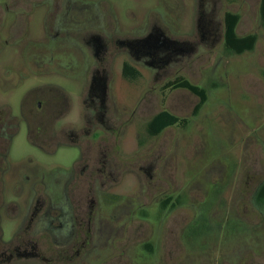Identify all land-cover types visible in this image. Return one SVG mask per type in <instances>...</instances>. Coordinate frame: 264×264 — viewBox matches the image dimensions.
<instances>
[{
    "label": "flooded vegetation",
    "instance_id": "obj_1",
    "mask_svg": "<svg viewBox=\"0 0 264 264\" xmlns=\"http://www.w3.org/2000/svg\"><path fill=\"white\" fill-rule=\"evenodd\" d=\"M126 14L128 21L114 0H0V264H132L135 220L157 232L138 255L156 263L169 255L164 217L179 204L174 195L170 203L160 193L148 207L116 193L131 172L118 156L123 133L132 115L149 112L153 94L142 89L134 108L130 97L122 102L116 68L127 87L144 80L143 70L153 84H173L183 77L167 74L193 63L196 46L153 12L136 26ZM177 27L174 18L170 30ZM225 34L226 24L209 20L202 40ZM205 92V100L191 93L206 104ZM163 111L146 123L151 138L171 128L151 134ZM157 165L140 167L151 182Z\"/></svg>",
    "mask_w": 264,
    "mask_h": 264
},
{
    "label": "rangeland",
    "instance_id": "obj_2",
    "mask_svg": "<svg viewBox=\"0 0 264 264\" xmlns=\"http://www.w3.org/2000/svg\"><path fill=\"white\" fill-rule=\"evenodd\" d=\"M143 1L145 9L130 0H114L123 20L128 21V10L132 12V26L147 11L153 12L176 38L195 44L193 63L185 61L167 76L170 80L183 77L204 88L209 100L202 104L188 90L165 89L166 82L153 84L150 70H143L144 80L128 89L121 80V67L116 68L122 102L125 96L130 97L134 108L142 89L153 93L149 112L132 115L123 133L118 156L129 162L131 172L116 193L128 192L130 199L148 207L156 204L160 193H164L160 201L174 195L179 203L164 217L165 237L172 239L166 249L169 255L157 263L138 255L142 252L139 243L157 237V232L147 221L135 220L128 250L131 262L264 264V201L256 202L255 197L264 183V25L260 0H166L157 6L155 0ZM227 13L239 15L240 37L257 36L252 51L228 52L224 35L217 40H202L206 22L212 20L224 27ZM174 18L179 27L170 30ZM162 110L184 119L185 124L151 138L146 123ZM64 154L67 159L74 156L71 152ZM148 161H158L153 182L140 170ZM157 181L159 184L154 185ZM143 184L149 188L145 193ZM53 247L57 250L58 246Z\"/></svg>",
    "mask_w": 264,
    "mask_h": 264
},
{
    "label": "trees",
    "instance_id": "obj_3",
    "mask_svg": "<svg viewBox=\"0 0 264 264\" xmlns=\"http://www.w3.org/2000/svg\"><path fill=\"white\" fill-rule=\"evenodd\" d=\"M260 18L264 25V0H260ZM240 17L238 14L227 13L225 16V24H226V34H225V47L228 52L235 54H243L248 51H252L255 48L257 42L256 35H248L244 37H240L237 34V25L239 23ZM165 89H184L194 93L197 96H200L203 100L206 99L205 89L193 84L187 79L179 78L173 84H168L165 86ZM155 124L158 123L160 126L156 131H152V135L161 134L168 127L176 126V125H184L185 120L179 118L178 116L170 113L167 110H164L157 117H155ZM260 202L264 201V188L261 191V196L259 198Z\"/></svg>",
    "mask_w": 264,
    "mask_h": 264
}]
</instances>
